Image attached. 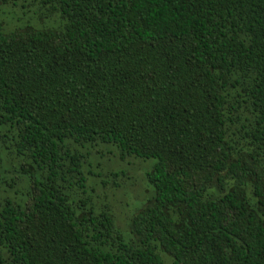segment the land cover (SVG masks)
I'll return each mask as SVG.
<instances>
[{"label": "trees", "instance_id": "1", "mask_svg": "<svg viewBox=\"0 0 264 264\" xmlns=\"http://www.w3.org/2000/svg\"><path fill=\"white\" fill-rule=\"evenodd\" d=\"M17 6L52 24L0 21V264H264V0ZM98 144L154 160L128 238Z\"/></svg>", "mask_w": 264, "mask_h": 264}, {"label": "rangeland", "instance_id": "2", "mask_svg": "<svg viewBox=\"0 0 264 264\" xmlns=\"http://www.w3.org/2000/svg\"><path fill=\"white\" fill-rule=\"evenodd\" d=\"M33 8H7L0 7V21L6 30L23 26L27 23L34 25L50 26L46 22L38 21ZM87 149V150H86ZM88 153L85 168L93 174L100 175L92 178L89 185L90 193L95 207L100 210L109 207L116 227L125 238L129 237L128 223L145 200L151 196V190L146 183L145 173L154 164V160L141 161L127 157L121 162L115 157V150L105 145H94L82 149ZM115 175V176H114ZM166 264H170L167 260Z\"/></svg>", "mask_w": 264, "mask_h": 264}]
</instances>
